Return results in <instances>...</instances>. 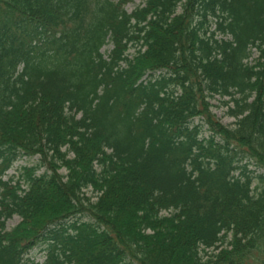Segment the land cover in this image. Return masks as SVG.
Returning a JSON list of instances; mask_svg holds the SVG:
<instances>
[{
	"label": "trees",
	"instance_id": "obj_1",
	"mask_svg": "<svg viewBox=\"0 0 264 264\" xmlns=\"http://www.w3.org/2000/svg\"><path fill=\"white\" fill-rule=\"evenodd\" d=\"M131 1L0 0V264H264V0Z\"/></svg>",
	"mask_w": 264,
	"mask_h": 264
},
{
	"label": "rangeland",
	"instance_id": "obj_2",
	"mask_svg": "<svg viewBox=\"0 0 264 264\" xmlns=\"http://www.w3.org/2000/svg\"><path fill=\"white\" fill-rule=\"evenodd\" d=\"M146 0H132L130 3H128L125 6V10L127 13H131L133 10H135L137 7H141L144 5ZM111 46L106 45L101 49V52L104 55H107V53L110 51ZM132 53V51H130ZM256 54H253V57H255ZM229 98H218L215 97L214 99H210L211 104V112L215 116L216 120L219 121V123L227 128H233L234 123L236 122V119L230 117L227 113V109L231 106V103H229ZM228 102V106L225 105V103ZM194 123H199L198 118L195 119ZM202 136L203 138H207L209 136V132L206 130V126L203 125L202 127ZM38 163V158L34 157L31 159L22 158L14 163L12 168L6 173V176L4 179H8L11 176H14L17 174L20 167H31L33 165H36ZM249 170L254 171L253 167H250ZM43 170H40L38 173L40 174ZM60 173H63V171H60ZM255 175L260 174V171L254 172ZM255 185V184H254ZM87 196H92L90 191H87ZM19 222L18 217H13L11 220H9L6 224L7 230H10L14 226H16ZM30 256L33 257V259L39 263H41L44 260V254L40 251V248L34 249L30 254Z\"/></svg>",
	"mask_w": 264,
	"mask_h": 264
}]
</instances>
